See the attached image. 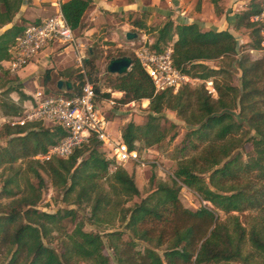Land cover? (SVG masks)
<instances>
[{
  "label": "trees",
  "instance_id": "obj_1",
  "mask_svg": "<svg viewBox=\"0 0 264 264\" xmlns=\"http://www.w3.org/2000/svg\"><path fill=\"white\" fill-rule=\"evenodd\" d=\"M247 1L234 15V30H250L248 51L239 56L237 40L228 30H203L196 22L175 23L170 16L156 27H147L143 19L133 21L135 29L154 32V41L146 45L150 50L163 53L170 46L173 66L199 80L194 85L181 84L176 92L167 88L156 93L133 54L131 66L122 74L105 69L98 78L93 50L81 68L61 71L72 87L56 86L53 94L76 95L87 78L97 100L111 97L101 87L122 93L115 99V108L147 101L145 120L130 119L119 130L129 150L157 146L169 136L175 125H165V110L188 126L170 181L154 182L152 175V189L132 206L126 203L140 196L133 174L115 165L95 137L67 157L39 161L34 156L58 144L68 130L43 120L24 126L5 121L0 132L4 139L0 143V264H264V56L253 59L249 55L250 50L260 48V27L251 18L260 12L264 0ZM92 2L60 0L64 19L74 33L83 28ZM23 3L0 0V29L11 24L0 31V72L4 75L11 74L5 62L13 57L17 37L32 22L13 21ZM212 3L215 15L221 16L218 0ZM124 55L118 50L107 58ZM213 61L218 64H208ZM237 73L239 85L234 83ZM51 74L49 68L42 75L44 93L51 92L46 87ZM205 80H212L215 98L205 89ZM6 85H0V111L4 117L18 118L23 103L33 99L20 83ZM12 93H17V101ZM187 148L194 151L192 155L184 153ZM18 162L25 167L15 166ZM44 174L62 200L75 209L51 212L40 208L47 190ZM182 187L200 197L198 208L183 205ZM83 204L89 207L90 224L102 230H86L83 222L68 230L66 221L73 222ZM246 211L250 214L243 222L239 214Z\"/></svg>",
  "mask_w": 264,
  "mask_h": 264
},
{
  "label": "rangeland",
  "instance_id": "obj_2",
  "mask_svg": "<svg viewBox=\"0 0 264 264\" xmlns=\"http://www.w3.org/2000/svg\"><path fill=\"white\" fill-rule=\"evenodd\" d=\"M174 1L175 0H167L166 2V0H163V3L159 6L160 9L162 8L167 13H169V15H164V13H159L153 10H141L139 8H137V10L133 11L132 13L127 12L125 14L124 12H110L107 10L103 14L105 20L94 26L92 25L94 27L92 31L90 30L92 26L88 24L90 22H83L84 29L82 28L81 30L77 31L75 36L79 41H83L85 43L84 47L80 49L83 59L88 57L89 49L93 50L97 55L96 65L98 68V78H101L104 74L106 66L109 62V59L107 58L108 55H114L118 50H121L126 53L127 56H130L131 54L135 56V50L144 44L147 45L154 41V32H148L147 29H135L134 25L132 24L133 21L143 19L147 27H156L164 20L165 16H170V18L172 17V20L177 23V17H179L181 14L177 12L179 10H177V5H174ZM123 2H125V0H123ZM147 3L148 0H141L140 6L143 7ZM247 3V0H218V5L223 11V14L221 16H216L214 13L212 0H201L200 4H197L196 0H185V5L187 7L189 6L187 15L190 17L193 14V19H195L194 21L198 22L203 30H216L217 28L225 27V30H228L234 35L237 40L238 56L248 51L246 46L250 41V30L245 27H242L239 30H234V15L235 13L241 12ZM50 13V11H46L43 15L49 16ZM200 17H202L203 22L199 21ZM20 19L24 18L19 13V19L16 22H19ZM13 21H15V19ZM122 21L128 22L126 25L127 31H132L137 34V37L134 40L128 41L125 39L124 30L121 28V26L124 25ZM88 25L90 27H88ZM0 31L2 30L0 29ZM63 48L64 47L57 48V50H55L53 54L50 55V62L43 70L39 72V74L27 78L35 66V64L32 63L33 60L29 62L24 68L18 70L15 74L4 75L2 72H0V85L5 82L7 84L6 86L20 83L22 91L30 95L32 99L37 92H43V96L53 94V92L56 90L57 81L60 79L65 80V77L61 75V71L81 68L77 62L73 48L67 46L66 51L62 52ZM249 55L251 58L256 59L263 57L264 52H250ZM208 64L215 66L218 64V61L208 62ZM47 67L52 69L51 81L46 86L51 90L50 93H44V89L41 85L42 75L46 69H49ZM234 83L239 85V73L235 75ZM100 90L101 92L110 91L111 97H114L115 99L122 97V93L118 91H112L111 89H105L103 87H101ZM11 97L15 101L18 100L17 93H12ZM98 102L99 111L107 117L106 130L110 135H112L114 139L120 138L119 130L122 125L127 123L130 119L137 123H141L145 120L148 113L145 109L147 107V101L133 102L128 106H119L117 108L108 106L105 101L98 100ZM29 104L30 101L27 100L23 103V106L25 105L26 107H29ZM163 115L165 116L166 122H168H165V125L168 126L170 122L175 125V128L162 143L151 148L138 150L137 152L139 155V161H129L122 164H117L115 162V165H121V167L133 174L135 183L140 191V196L134 197L131 201L126 203V206H132L134 203H138L141 197H144L149 193L155 181H170V178L172 177L176 168L179 149L183 145V139L186 132L188 131V126L183 120L178 118L175 113L170 110H165ZM5 121H7V117H4L0 111V132ZM172 133H175L173 138L170 137ZM3 141L4 139L0 138V143ZM105 150L106 155H109L107 148H105ZM193 152V150L187 148L184 153L187 155H192ZM15 166L25 167V165L20 162L16 163ZM114 169L115 166L111 168V170ZM152 175L154 176V182L150 183L149 181ZM43 176L47 182V190L40 204V208L51 212L65 208L75 209V205L68 204L62 200L61 193L55 191L50 183V180L45 174ZM103 183L105 184V187H107L106 182ZM1 185L2 182L0 168V187ZM179 194L181 202L188 208L196 209L202 204L200 197L186 187H182ZM89 211L90 210L87 204H83L79 209H77L75 220L73 222L69 220L66 221L68 230L71 231L77 222H83L84 228L86 230H102L97 226L90 224L88 221L90 216ZM249 214V211L239 214L240 220L245 222L246 216ZM221 217H224L223 213H221ZM54 246H56L58 249L60 248V245L57 242L54 243ZM105 252L108 254L111 253L108 249H105Z\"/></svg>",
  "mask_w": 264,
  "mask_h": 264
},
{
  "label": "built area",
  "instance_id": "obj_3",
  "mask_svg": "<svg viewBox=\"0 0 264 264\" xmlns=\"http://www.w3.org/2000/svg\"><path fill=\"white\" fill-rule=\"evenodd\" d=\"M53 7L52 14L40 18L38 22L34 20L28 23L22 35L17 37L13 57L5 62V67L11 74L24 68L35 56L52 45L73 48L77 62L82 67L83 55L80 48L84 45L79 42L75 33L67 25L60 8V0H55ZM251 21L259 24L261 42L258 50H250V52H264V2L260 12L254 15ZM171 52L172 49L169 46L165 52L156 53L146 44L135 50V57L152 79L156 93L167 88L176 92L183 83L199 81L173 66ZM204 85L207 92L215 98L217 93L212 80H205ZM96 96L95 87L87 78L80 92L70 97L57 94L43 96V92H37L33 101L29 100V107L24 105L22 115L18 118H7V122L11 125L24 126L31 121L43 120L45 123H58L68 130V134L58 144L49 147L45 153L34 156V159L39 161L67 157L73 149L88 143L91 137L102 142L103 148H107L109 156L117 164L139 161L136 150H129L121 138L114 139L106 130L107 117L99 111L98 100L105 101L113 108L116 105L115 98L97 100ZM131 103L133 102L120 106L125 107Z\"/></svg>",
  "mask_w": 264,
  "mask_h": 264
},
{
  "label": "crops",
  "instance_id": "obj_4",
  "mask_svg": "<svg viewBox=\"0 0 264 264\" xmlns=\"http://www.w3.org/2000/svg\"><path fill=\"white\" fill-rule=\"evenodd\" d=\"M55 0H24V3L22 4L20 11L18 12V15H16V18L14 22H16L19 19V13L20 15L23 16L24 19L30 20V21H36L39 20L40 18H44L48 15H43L44 12L46 11H50L52 14L54 7H53V3ZM92 4L91 6L88 8V10L85 13L84 16V21L83 22H90L88 23L90 26H94L96 24H98L99 22H103L105 20L104 17V13L105 11H110V12H133L136 11L137 8L141 9V10H147V11H156L159 13H164V15H169V13H167L165 10H163L162 8L160 9L159 6L160 4L163 3V0H148V3L145 4L143 7L140 6L141 4V0H134V1H130V0H125V2H123V0H92ZM130 1V2H129ZM192 1V0H190ZM123 2V3H122ZM167 2V0H166ZM191 3V2H190ZM189 3V4H190ZM174 5H177V12H179L181 15H179V17H177V23H192L195 22L193 19V14L189 17V15H187L188 13V8L185 5V0H175L174 1ZM191 5V4H190ZM140 6V7H139ZM157 6V7H155ZM49 14V15H50ZM88 15V17H87ZM172 19V17H171ZM202 17H200L199 21H202ZM124 25L121 26V28L124 30V33L127 31L126 29V25L128 22H124ZM198 23V22H196ZM199 24V23H198ZM11 25V24H10ZM10 25H6L4 26L1 30H4L5 28L9 27ZM88 25V27H90ZM91 27L90 30L92 31V29H94V27ZM84 29V28H83ZM226 28H217L216 30H225ZM81 44L85 45V43L83 41H79ZM57 48H59V46L57 45H52L49 46L48 48L44 49L42 52H40L34 59H33V64H35V66L33 67V70L31 73H29L28 77H31L33 75L39 74V72L41 70H43L47 64L50 62V55L53 54V52L55 50H57ZM83 48V47H82ZM62 49V48H61ZM60 49V51H61ZM81 49V48H80ZM59 50V49H58ZM66 51V47L63 48L62 52ZM81 51V50H80ZM82 53V52H81ZM49 68V67H47Z\"/></svg>",
  "mask_w": 264,
  "mask_h": 264
},
{
  "label": "water",
  "instance_id": "obj_5",
  "mask_svg": "<svg viewBox=\"0 0 264 264\" xmlns=\"http://www.w3.org/2000/svg\"><path fill=\"white\" fill-rule=\"evenodd\" d=\"M124 36L126 40L132 41L137 37V34L132 31H126L124 33ZM88 51H91V49H89ZM131 64H132V58L130 56L124 55L120 57H115L109 59V62L106 66V70L107 72L112 74H122L129 69ZM63 87H65L67 90H70L72 87L71 82L61 79L58 80L57 88L62 89Z\"/></svg>",
  "mask_w": 264,
  "mask_h": 264
},
{
  "label": "bare ground",
  "instance_id": "obj_6",
  "mask_svg": "<svg viewBox=\"0 0 264 264\" xmlns=\"http://www.w3.org/2000/svg\"><path fill=\"white\" fill-rule=\"evenodd\" d=\"M106 92H109V91H106Z\"/></svg>",
  "mask_w": 264,
  "mask_h": 264
}]
</instances>
